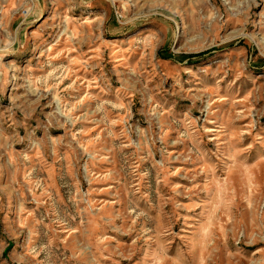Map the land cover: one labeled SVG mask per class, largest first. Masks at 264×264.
<instances>
[{
    "label": "rangeland",
    "instance_id": "1",
    "mask_svg": "<svg viewBox=\"0 0 264 264\" xmlns=\"http://www.w3.org/2000/svg\"><path fill=\"white\" fill-rule=\"evenodd\" d=\"M0 264H264V0H0Z\"/></svg>",
    "mask_w": 264,
    "mask_h": 264
},
{
    "label": "trees",
    "instance_id": "2",
    "mask_svg": "<svg viewBox=\"0 0 264 264\" xmlns=\"http://www.w3.org/2000/svg\"><path fill=\"white\" fill-rule=\"evenodd\" d=\"M204 53H197V54H194V55H191L190 57H197V56H201L203 55Z\"/></svg>",
    "mask_w": 264,
    "mask_h": 264
}]
</instances>
